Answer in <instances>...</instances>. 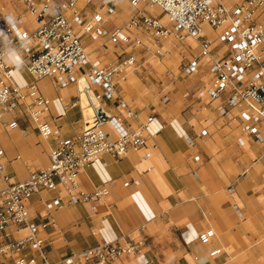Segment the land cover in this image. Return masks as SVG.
Instances as JSON below:
<instances>
[{"label": "built area", "instance_id": "built-area-1", "mask_svg": "<svg viewBox=\"0 0 264 264\" xmlns=\"http://www.w3.org/2000/svg\"><path fill=\"white\" fill-rule=\"evenodd\" d=\"M123 1L131 13L123 25H117L110 18ZM152 8L159 13L154 14ZM205 26L215 35H208ZM188 39L198 42L199 52L181 57L178 77H191L206 60L207 74L197 98L218 100L220 117L241 115L242 133L264 142V0H237L231 5L222 0H0V117L16 111L51 142L49 165L30 170L22 180L7 171L0 147V254L13 257V264H114L122 256L141 253L144 240L124 238L51 261L41 233L53 221L52 213L46 210L44 218L36 221L29 202L35 193L61 190V196L51 199L57 209L64 200L94 202L108 194L106 186L83 190L77 178L103 155L118 159L145 146L144 128L152 116L139 126L129 123L136 112L118 90L126 71L136 70L139 64L131 49L162 58L168 53L167 41L185 45ZM216 41L223 44L222 50H213ZM90 42L119 46L117 59L93 63L87 50ZM12 55L32 77L25 85L13 82L6 62ZM44 78L58 88L77 84L86 94L88 105L94 108L92 122L87 120L78 134L62 136L59 127L45 119L50 99L38 86ZM93 88L123 115L107 114L99 102L95 105L100 96ZM191 95L189 90L182 92L183 98ZM168 100L164 95L162 101ZM7 126L17 128L18 120H10ZM207 133L203 128L197 136ZM184 138L194 145L190 136L184 134ZM22 231L25 234L18 235ZM214 234L213 229L202 231L199 241L207 244ZM219 251L214 249L210 255Z\"/></svg>", "mask_w": 264, "mask_h": 264}, {"label": "crops", "instance_id": "crops-1", "mask_svg": "<svg viewBox=\"0 0 264 264\" xmlns=\"http://www.w3.org/2000/svg\"><path fill=\"white\" fill-rule=\"evenodd\" d=\"M222 1L231 5L237 0ZM122 5L127 3L123 1L116 14L122 11ZM204 29L208 35H215L209 27ZM189 42H194V46L192 51L186 47L185 55H196L198 42L188 39L185 45ZM169 43L172 41H167L166 46ZM223 47L216 41L213 50ZM140 51L139 64L131 71L143 72L141 85L133 90L129 101L123 96L125 89L121 84L118 90L136 112L129 123L139 126L152 116L144 128L145 146L129 150L118 159L103 155L78 174L83 190L108 188V194L98 201L64 200L56 209L51 199L61 196V190L41 191L32 196L29 207L36 221L44 218L46 210L52 213L53 221L41 233L48 258L55 261L104 242L130 238L144 240L141 253L122 256L114 264L264 263V142L242 133L241 115L232 119L220 117L216 111L218 100L197 98V89L202 87L207 74L206 60L195 72L203 74L200 82L192 81L194 75L185 81L178 76L171 79V72H160V67L151 65L148 59L161 58ZM116 59L117 55L110 63ZM6 62L16 85L30 81L25 65L16 56H9ZM147 75L155 81H146ZM147 84L149 92H144L142 86ZM38 86L50 99L45 119L58 126L62 136L81 132L86 121L78 85L58 88L44 78ZM129 89L131 86L127 85L125 96ZM184 90L192 95L183 98ZM93 93L101 94L97 88H93ZM164 95L169 97L166 102L162 101ZM97 102L103 112L123 115L101 96L95 105ZM13 119L18 120L14 129L7 126ZM203 128L208 133L200 138L197 133ZM184 134L194 140L193 146ZM39 136L34 124L16 111L0 117V147L7 171L14 179H25L30 170L49 165L51 142L41 141ZM195 156L199 159L195 160ZM125 182L128 184L124 185ZM207 229H213L215 234L209 243L203 244L198 236ZM22 234L25 231L18 235ZM217 248L220 251L210 255ZM0 264H13V257L0 254Z\"/></svg>", "mask_w": 264, "mask_h": 264}, {"label": "rangeland", "instance_id": "rangeland-1", "mask_svg": "<svg viewBox=\"0 0 264 264\" xmlns=\"http://www.w3.org/2000/svg\"><path fill=\"white\" fill-rule=\"evenodd\" d=\"M227 4V3H226ZM123 6V5H122ZM151 11H154L153 13L154 14H158L159 13V9L157 8H152ZM129 13H130V8L127 7V5H124L123 6V9L121 12L113 15L110 20L112 21V23H115L117 25H123L127 19V17L129 16ZM90 46L88 47L87 50L90 51V58L91 60L94 62V63H97V64H109L111 61L114 60V57L115 55L117 54V52L119 51V46H113L111 44H106L104 46H98L97 43H93V42H90ZM194 46V42H189V44L187 45H180V44H176L175 42H172V43H169L167 45V48L169 47L170 48V53L167 54L165 57L161 58L160 60L156 59V58H153V57H149L148 59V62L151 64V65H156V66H159V71L160 72H163V73H166V72H171L172 74L169 75V77L172 79L177 75L178 73V65H179V62H180V59L182 57V55H185L186 53L184 52V49L187 47V48H190V50L192 51V48ZM141 49L140 48H136V49H131V51H133L135 53V55L137 57H140V54H141ZM116 51V52H115ZM132 69H129L126 71V78H127V81L124 82V81H121V85L122 87H124L125 89V92H123V96L125 98V100L129 101L132 97V92L133 90L136 88V87H139L140 84V74H143L142 73H133L131 71ZM27 73V70L25 71ZM28 74V73H27ZM197 73H194L191 77L192 81L194 82H200V80L202 79V75H196ZM28 76L30 77V80L32 79V77L28 74ZM146 81H155L154 78H152L151 76L147 75L146 76ZM149 79V80H148ZM182 79V78H181ZM185 81L189 80L190 77L188 78H184ZM183 80V79H182ZM127 85H130L131 86V89L128 90V95L125 96L124 94H126L127 90H126V87ZM177 85H180L179 83H177ZM79 88L82 89L83 88V85L82 83H80L79 85ZM142 89L144 90V92H149V87H148V84L146 86H142ZM85 93L84 92H81L80 93V96H81V106H82V110H83V115H84V120L87 121L89 123L92 122L91 119V116L93 114V109L91 106L88 105V99L87 97L84 95ZM79 96V93H78V97L77 98H80ZM83 96V98H82ZM158 98L156 99V102L155 104L158 102ZM162 106H164V104H162ZM87 107H90L91 108V113L88 112L86 110ZM86 125V123H85ZM0 139L2 140V137H0ZM39 139L41 141H45L46 139H44L43 137L39 136ZM0 140V141H1ZM2 142V141H1ZM250 264H264V263H256V262H251Z\"/></svg>", "mask_w": 264, "mask_h": 264}, {"label": "bare ground", "instance_id": "bare-ground-1", "mask_svg": "<svg viewBox=\"0 0 264 264\" xmlns=\"http://www.w3.org/2000/svg\"><path fill=\"white\" fill-rule=\"evenodd\" d=\"M26 70H27V69H26ZM27 72H28V71H27ZM28 74H29V72H28ZM29 75H30V74H29ZM30 76H31V75H30ZM84 95H85V94H84ZM85 96H86V95H85ZM82 98H83V96H82ZM86 110H87L88 112H90V113L92 112L90 107H87Z\"/></svg>", "mask_w": 264, "mask_h": 264}]
</instances>
